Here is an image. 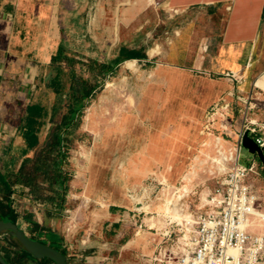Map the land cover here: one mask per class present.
Instances as JSON below:
<instances>
[{"label": "rangeland", "instance_id": "1", "mask_svg": "<svg viewBox=\"0 0 264 264\" xmlns=\"http://www.w3.org/2000/svg\"><path fill=\"white\" fill-rule=\"evenodd\" d=\"M177 15L163 10L148 28L116 30L114 39L119 44L103 46L97 60L72 55L65 64L66 86L72 71L80 80L97 84L99 66L110 63L118 50L144 51L149 56L137 60V67L128 66V61L120 64L113 80L107 74L103 80L102 75L101 89L80 110L64 168L68 194L60 215L50 217L48 206L31 187H20L14 194L20 213L32 211L34 219L45 215L64 226L66 235L56 244L70 264H161L154 258L162 248H172L179 236L185 237L190 225L187 228L169 217L166 228L159 230L152 218L158 219L168 199L180 193L185 175L209 138L222 137L237 147L240 162H256L250 182L264 211V167L241 146L246 122L264 126V99L253 91L245 93L244 84L233 77L201 74L167 61L182 24L194 18ZM157 47L161 52L152 56L150 51ZM36 96L49 109L55 104L62 112L72 100L68 89L57 95L40 89ZM5 118L6 110L0 108V167L8 145L21 143L19 137L8 136L14 124ZM45 120L39 144L28 157H34L44 143L49 117ZM234 165L229 161L228 169ZM226 173L209 172L207 166L197 171L190 191L180 200L193 217L206 209L202 206L206 196ZM40 186L47 188L48 183ZM140 202L150 208L144 209ZM255 224L253 219L251 228L257 232ZM47 228L52 230L50 225ZM168 231L173 233L171 238H165ZM41 238L50 244L46 236Z\"/></svg>", "mask_w": 264, "mask_h": 264}, {"label": "crops", "instance_id": "2", "mask_svg": "<svg viewBox=\"0 0 264 264\" xmlns=\"http://www.w3.org/2000/svg\"><path fill=\"white\" fill-rule=\"evenodd\" d=\"M163 10L178 17L194 15L177 32L167 61L201 74L233 77L244 84L245 93L264 99V0H0V108L14 124L8 136L20 138L15 145L25 146L17 130L27 106H45L36 99L38 90L57 95L46 89L55 64L62 66L64 79L70 56L97 60L103 46L119 44L114 31L148 28ZM120 51L106 64L113 66ZM58 55L61 64H54ZM35 220L50 225L59 238L66 235L55 218Z\"/></svg>", "mask_w": 264, "mask_h": 264}, {"label": "trees", "instance_id": "3", "mask_svg": "<svg viewBox=\"0 0 264 264\" xmlns=\"http://www.w3.org/2000/svg\"><path fill=\"white\" fill-rule=\"evenodd\" d=\"M148 59L149 57L144 51L121 49L113 66L106 63L99 66L98 74L95 76L97 84L80 80L74 71L70 72L68 94L72 96V100L66 104L65 112H62L60 107L53 106L49 109L40 103H30L27 106L26 113L17 130V134L23 138L25 146L12 143L6 150L4 165L0 167V219L17 222L33 239L46 242L41 238V236H46L50 244L59 249L56 244L59 238L57 233L41 226L34 219L33 212L20 213L15 206L14 194L19 191L20 187H31L34 196L48 206L49 215L58 214L64 209L69 180L64 168L68 164V149L72 144L74 131L78 128L82 116L80 110L101 89L99 81L105 80L104 74L109 75L108 80H113L120 64L130 60L146 61ZM61 60V56L58 55L54 58L53 63L61 64ZM148 65L153 66L155 62ZM63 72L61 65H54L52 75L46 83L47 90L56 94H60L64 90ZM46 117H49L51 124L46 139L34 157H28L27 154L39 144V132L46 124ZM19 160L22 161L19 168L16 169ZM40 183H48L47 188L41 187ZM23 223H27V228L23 227ZM8 237L4 240L0 236V252L9 264H32L35 262L37 264H56L50 258L36 259L20 247L15 237L12 235ZM63 253L66 254L65 251Z\"/></svg>", "mask_w": 264, "mask_h": 264}, {"label": "built area", "instance_id": "4", "mask_svg": "<svg viewBox=\"0 0 264 264\" xmlns=\"http://www.w3.org/2000/svg\"><path fill=\"white\" fill-rule=\"evenodd\" d=\"M244 126L264 149V126L253 122ZM239 154L234 167L221 177L208 196L206 209L195 214L188 235L179 236L172 248H162L154 262L264 264V235L253 231L249 221L261 207L259 194L250 182L256 162L242 163ZM172 234L168 231L165 238H171Z\"/></svg>", "mask_w": 264, "mask_h": 264}, {"label": "bare ground", "instance_id": "5", "mask_svg": "<svg viewBox=\"0 0 264 264\" xmlns=\"http://www.w3.org/2000/svg\"><path fill=\"white\" fill-rule=\"evenodd\" d=\"M161 47V46H160ZM160 47H157L151 50V55H156L160 53ZM127 65L130 67H135L137 65V61L131 60L127 62ZM137 67V66H136ZM132 69V68H131ZM136 70V69H134ZM111 85V84H110ZM112 87V86H111ZM114 88V87H113ZM95 110V109H94ZM94 115V114H93ZM206 149L201 151V154L197 156L196 163L192 165V169L188 172L185 177V183L180 190V193L176 196H172V198L168 199V203L166 206L163 207L164 213L159 216V218H152L153 225L159 228V230L166 228L168 224V218L170 217L172 221H178L181 225H186L187 228L190 225L189 232L193 227V223L195 220V216L193 217L190 212H188L180 200L182 197L190 191L191 182L193 178L197 175V171L203 169L207 166L209 172H213L214 169H218L221 172H228L233 167L228 169V162L229 161H236L237 147L231 145L229 142H226L222 137H215L209 138L206 140ZM210 146V148H208ZM140 162H142L140 160ZM139 159L135 160V166L139 168ZM228 169V170H227ZM165 181H167V177H165ZM208 198L206 196L205 203L202 206H205L207 203ZM139 203V202H138ZM174 203V206H172ZM142 207L145 209H149V205L140 202ZM164 204V203H163ZM256 221L254 230L257 228V232L259 234L264 235V211L263 210H256L255 215L250 218V226L252 224V220ZM252 227V226H251ZM184 236H187L188 233Z\"/></svg>", "mask_w": 264, "mask_h": 264}, {"label": "water", "instance_id": "6", "mask_svg": "<svg viewBox=\"0 0 264 264\" xmlns=\"http://www.w3.org/2000/svg\"><path fill=\"white\" fill-rule=\"evenodd\" d=\"M241 146L248 149L257 157L264 167V149L260 146L249 131H244L241 136ZM8 232L18 241L20 247L25 249L36 259L50 258L56 264H70L68 256L54 246L31 238L17 222L5 221L0 219V234ZM0 264H9L0 252Z\"/></svg>", "mask_w": 264, "mask_h": 264}]
</instances>
